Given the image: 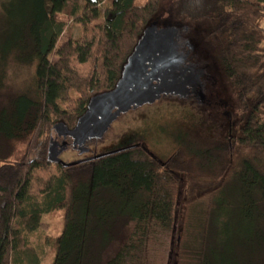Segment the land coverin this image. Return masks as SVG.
Listing matches in <instances>:
<instances>
[{
	"label": "trees",
	"instance_id": "1",
	"mask_svg": "<svg viewBox=\"0 0 264 264\" xmlns=\"http://www.w3.org/2000/svg\"><path fill=\"white\" fill-rule=\"evenodd\" d=\"M161 1L0 0V98L9 65L35 68L0 101V264H40L44 244L32 241L56 211L51 264H143L148 246L175 232L181 174L209 197L187 203L174 264H264V0L172 3L169 21L203 28L236 101L224 137L185 125L166 135L165 160L137 142L71 167L47 161L54 126L73 129L90 99L115 87L146 31L157 51L156 35L170 31L168 50L181 53L176 30L152 23Z\"/></svg>",
	"mask_w": 264,
	"mask_h": 264
},
{
	"label": "rangeland",
	"instance_id": "2",
	"mask_svg": "<svg viewBox=\"0 0 264 264\" xmlns=\"http://www.w3.org/2000/svg\"><path fill=\"white\" fill-rule=\"evenodd\" d=\"M143 2L144 0H140ZM173 0H162L153 25L159 28H174L178 35L177 47L187 59L186 65L192 66L197 76V86L194 91L186 87L181 94L171 93L161 96L157 101L130 110L118 117L102 138L88 141L86 153L74 150L71 140L67 139V148L60 155L64 163L74 162L96 154L127 147L129 144L141 142L155 156L165 160L172 151V143L166 138L167 134L176 131L180 126L202 128L204 131L218 137H224L233 127L237 114L236 101L227 89L220 68L214 58V45L205 38L203 28L198 24H187L177 27L169 21ZM170 22V23H169ZM73 39L82 34L79 25L68 22ZM264 27V22L262 23ZM34 66L19 67L9 65L6 71L5 88L1 91V103L10 95L24 90L34 74ZM190 128V129H191ZM56 133H53L54 138ZM63 141L58 139V143ZM179 191L175 208V232L164 236L163 243L158 241L148 246L143 264H174L171 247L177 239L182 227L186 205L189 201L206 202L209 190L190 189V182L184 174L179 176ZM209 179H205L208 184ZM192 183H196L193 180ZM41 233L33 238V244H44V256L40 264H51L53 248L50 241L56 238L63 225V211H56L42 218ZM158 240H161L159 237ZM116 248L110 249L112 252ZM109 255V254H108Z\"/></svg>",
	"mask_w": 264,
	"mask_h": 264
},
{
	"label": "water",
	"instance_id": "3",
	"mask_svg": "<svg viewBox=\"0 0 264 264\" xmlns=\"http://www.w3.org/2000/svg\"><path fill=\"white\" fill-rule=\"evenodd\" d=\"M166 32L161 30L156 35L164 47L162 51L155 50L154 42L150 43L151 34L147 36V31L145 32L128 58L115 87L111 91L93 96L73 129L69 130L61 123L54 126L56 136L48 144V162L71 167L136 147H124L70 163H64L60 159V155L67 148L66 139L71 140L74 150L86 153V143L102 138L111 124L128 111L151 104L166 94L184 93L186 87H191V91H194L198 84L197 76L192 66L185 64L186 59L182 53L168 50L170 31ZM59 138L63 139L61 143H58Z\"/></svg>",
	"mask_w": 264,
	"mask_h": 264
},
{
	"label": "flooded vegetation",
	"instance_id": "4",
	"mask_svg": "<svg viewBox=\"0 0 264 264\" xmlns=\"http://www.w3.org/2000/svg\"><path fill=\"white\" fill-rule=\"evenodd\" d=\"M67 140V139H66Z\"/></svg>",
	"mask_w": 264,
	"mask_h": 264
}]
</instances>
